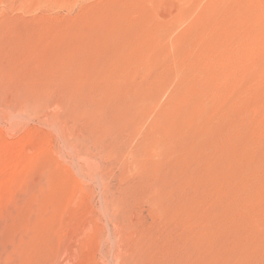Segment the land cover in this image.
<instances>
[{"label":"rangeland","instance_id":"1","mask_svg":"<svg viewBox=\"0 0 264 264\" xmlns=\"http://www.w3.org/2000/svg\"><path fill=\"white\" fill-rule=\"evenodd\" d=\"M0 264H264V0H0Z\"/></svg>","mask_w":264,"mask_h":264}]
</instances>
